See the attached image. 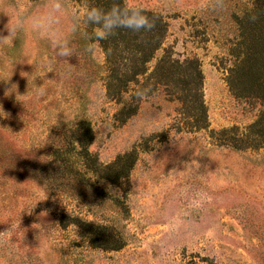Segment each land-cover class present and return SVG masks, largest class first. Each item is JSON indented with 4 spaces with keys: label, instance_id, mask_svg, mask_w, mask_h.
<instances>
[{
    "label": "rangeland",
    "instance_id": "rangeland-1",
    "mask_svg": "<svg viewBox=\"0 0 264 264\" xmlns=\"http://www.w3.org/2000/svg\"><path fill=\"white\" fill-rule=\"evenodd\" d=\"M62 3L55 27L75 49L71 58L27 26L47 0H0V30L6 14L25 24L0 43V264H264V144L247 142L261 105L228 83L238 19L253 0H227L225 11L223 0H132L169 25L152 65L165 50L199 60L209 117L202 130L162 92L118 117L104 50L85 37L86 10ZM84 119L97 167L135 151L127 178L114 183L86 167L73 134ZM238 136L247 137L240 147ZM76 221L108 226L123 246L90 245Z\"/></svg>",
    "mask_w": 264,
    "mask_h": 264
},
{
    "label": "trees",
    "instance_id": "trees-1",
    "mask_svg": "<svg viewBox=\"0 0 264 264\" xmlns=\"http://www.w3.org/2000/svg\"><path fill=\"white\" fill-rule=\"evenodd\" d=\"M86 10V5L108 8L120 0H72ZM144 9V8H143ZM145 14L154 18L156 25L150 32L133 33L126 29L104 41H98L105 53V86L109 98L121 105L117 116L122 120L134 115L139 108V99L156 92H162L173 100L183 102L189 110L192 130L208 129V109L203 99V73L196 58L181 60L174 58L170 50L156 64L152 62L162 48L168 35V22L156 11L145 9ZM255 17L251 19L250 17ZM86 24V23H85ZM240 35L230 55L234 59L230 68L228 83L239 95L260 101L261 110L255 127L254 137L247 142L252 147L264 144V0H253V6L238 19ZM91 34L92 27L87 25ZM227 132V130H223ZM74 139L78 142L82 158L89 171L114 183L127 178L135 160V151L127 152L107 164L97 167V159L91 158L89 146L93 130L87 120H80L74 128ZM247 137H234L233 142H245ZM47 165H54L49 162ZM86 232L90 245L105 249H119L123 246L120 237L109 232V227L87 221H76Z\"/></svg>",
    "mask_w": 264,
    "mask_h": 264
},
{
    "label": "clouds",
    "instance_id": "clouds-1",
    "mask_svg": "<svg viewBox=\"0 0 264 264\" xmlns=\"http://www.w3.org/2000/svg\"><path fill=\"white\" fill-rule=\"evenodd\" d=\"M227 0H223L222 11L226 10ZM48 11L42 15L33 16L28 21V28L50 41L52 47L60 57L71 58L75 55V49L70 47L61 30L55 27L60 23V15L63 13L64 5L62 0H47ZM215 10V8H214ZM9 22L0 30V43L14 40L17 33L21 32L25 24L23 21L14 20L11 16ZM255 19V17H250ZM84 23L92 27L91 34L85 37L94 41H104L115 36L117 30L126 29L133 33L150 32L156 25L154 18L145 14V9L137 7L132 0H120L113 2L110 7L86 5ZM79 30L78 25L71 26L70 31L75 33ZM7 35H4V32ZM90 51V49H88Z\"/></svg>",
    "mask_w": 264,
    "mask_h": 264
}]
</instances>
